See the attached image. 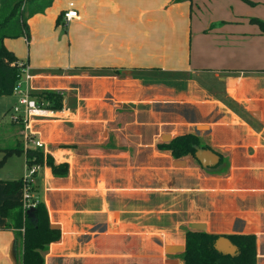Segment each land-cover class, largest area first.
<instances>
[{
	"label": "crops",
	"instance_id": "obj_1",
	"mask_svg": "<svg viewBox=\"0 0 264 264\" xmlns=\"http://www.w3.org/2000/svg\"><path fill=\"white\" fill-rule=\"evenodd\" d=\"M70 2L80 17L65 34L57 20ZM184 2L54 0L28 18L29 40L5 39L30 67L34 92L62 99L32 120L45 156L68 167L59 176L43 162L32 180L59 231L44 264H185L192 223L234 245L231 237L254 235L264 264V33L235 29L236 17L187 38L160 32L184 16ZM16 102L0 97V133L26 159ZM185 135L195 137L187 154L165 148ZM4 225L0 261L17 264L21 243Z\"/></svg>",
	"mask_w": 264,
	"mask_h": 264
},
{
	"label": "trees",
	"instance_id": "obj_2",
	"mask_svg": "<svg viewBox=\"0 0 264 264\" xmlns=\"http://www.w3.org/2000/svg\"><path fill=\"white\" fill-rule=\"evenodd\" d=\"M192 0H174L183 2ZM54 0H0V97L12 95L15 84L21 78L22 60L5 45L6 38L24 36L30 39L27 20L29 17L43 13L53 4ZM264 33V20L254 18ZM57 23L63 25V13ZM38 101L50 102L54 109L60 108L61 96L52 90L33 92ZM195 142L193 135L176 138L164 144L176 157L187 154ZM6 155L23 152L19 142L15 147L4 148ZM28 163L46 164L53 174L63 176L67 173L66 164H57L52 157L45 156L41 149L26 151ZM3 193L7 196L0 204V216L5 219L4 229L12 230L16 240L21 243L17 264H44V253L49 244L59 238V231L53 229L49 222L48 212L43 203H38L30 211L25 209L21 198H14L21 193L23 177L17 180L2 181ZM239 247L240 255L232 257L220 254L214 247L216 236L205 231L187 230L186 250L183 253L185 264H256L257 250L254 235H235L231 237Z\"/></svg>",
	"mask_w": 264,
	"mask_h": 264
},
{
	"label": "rangeland",
	"instance_id": "obj_3",
	"mask_svg": "<svg viewBox=\"0 0 264 264\" xmlns=\"http://www.w3.org/2000/svg\"><path fill=\"white\" fill-rule=\"evenodd\" d=\"M182 4L183 5L178 9L182 8L179 12L184 13V16L182 18L181 16L176 18L174 27L166 22L164 28L160 25V32H162V30H175L178 35L185 31V37L187 38L190 33L208 29L207 27H218V25H215L216 22L234 17H236L238 21H241V23L233 24L236 27L235 29L245 27L244 30H248V25H251L250 27L255 26V29L260 31L259 26L252 20L254 18L264 20V0H192V4L189 2H184ZM221 24L222 23H220V25ZM66 30L67 29L61 25L60 31L65 33ZM190 30L192 32H190ZM16 128L18 130V127ZM16 138H18V135H16L15 139ZM9 141L10 142H8L6 135L0 133V147H12L16 145V142L11 143L12 140ZM26 173L27 163L24 152L6 155L3 148L0 149V203L4 199L1 181L19 179L20 177H24ZM0 221H2L1 216ZM5 260H7V258ZM0 264H2L1 261Z\"/></svg>",
	"mask_w": 264,
	"mask_h": 264
},
{
	"label": "built area",
	"instance_id": "obj_4",
	"mask_svg": "<svg viewBox=\"0 0 264 264\" xmlns=\"http://www.w3.org/2000/svg\"><path fill=\"white\" fill-rule=\"evenodd\" d=\"M79 17V11L75 3L70 2L67 9L63 11V25L66 27L69 22ZM21 63L23 64L21 78L12 90V95L17 97V102L11 110V119L13 122L23 125L22 140L26 151L31 148L45 150L44 142L36 138L37 132H35L32 125L33 116L37 112L44 111L45 102L38 101L33 96L35 88L32 85V80L34 77L30 72V67L25 62ZM40 167L41 164L39 163L27 162V173L23 177V188L21 191V200L25 209L38 204L36 196L32 194V180Z\"/></svg>",
	"mask_w": 264,
	"mask_h": 264
},
{
	"label": "water",
	"instance_id": "obj_5",
	"mask_svg": "<svg viewBox=\"0 0 264 264\" xmlns=\"http://www.w3.org/2000/svg\"><path fill=\"white\" fill-rule=\"evenodd\" d=\"M204 153V152H202ZM208 153H211L214 157H217V155H215L214 152L210 151ZM199 156V155H198ZM203 157V156H202ZM201 156L198 157L199 160L201 161L202 164L210 166L213 165L214 163L212 162V158H202ZM35 206H30L27 208L28 211H30L32 208H34ZM192 229L195 230H199V231H204L205 230V224L203 223H192L189 225ZM214 247L217 251L223 253V254H227V255H231L234 256L236 254H238V248L236 245H234L230 239L226 238V237H220L218 238L215 243H214ZM17 260V258H16Z\"/></svg>",
	"mask_w": 264,
	"mask_h": 264
}]
</instances>
